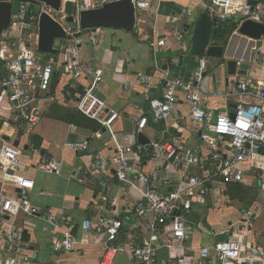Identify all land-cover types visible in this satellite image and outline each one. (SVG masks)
<instances>
[{
    "label": "built area",
    "instance_id": "obj_1",
    "mask_svg": "<svg viewBox=\"0 0 264 264\" xmlns=\"http://www.w3.org/2000/svg\"><path fill=\"white\" fill-rule=\"evenodd\" d=\"M72 1L74 18L78 21L82 10L100 7L111 0ZM154 1L132 0L136 11L150 9ZM244 1L242 10L232 14L225 13L223 0H211L210 4L201 2V6L216 19L214 27L218 20L238 18L237 27L223 47L222 58L234 60L239 70L247 65L246 72L250 75L243 80L236 79L232 87L222 93L210 90L206 94L203 80L208 71V57L202 55L187 77L166 72L158 80L161 88L158 96L151 93L155 83L151 75H135L146 103V110L137 119L135 133L144 134L150 121L165 125L158 138L148 139L146 143L126 145L108 157L97 153L88 156L78 181L86 184L96 179L99 195L93 204L95 215L81 222L80 237L72 232L75 225L66 223L65 230L51 239L53 252H71L92 241L104 244L98 264H114L120 254L129 257L128 264H264V244L248 237L259 214L264 213V205L246 208L239 223L230 224L218 233L203 226L194 215L195 205L205 202L211 184L244 183L251 167L261 171L259 177L264 190V81L251 76V69L257 67L264 73V52L259 40L238 33L246 20L264 24V11L257 4H249V0ZM0 2L13 4L10 24L0 35V228L8 224L7 229L0 230L1 250H4L0 251V264H34L23 250V228L16 222L17 215L20 212L28 216L42 215L55 227L57 223L51 213L33 205L31 194L35 183L20 172L21 152L11 140L2 139V129L19 121L30 133L39 125L43 115L39 99L50 91L53 74L60 67L71 80L94 71L93 82L76 96L75 107L79 112L108 129L118 113L95 91L102 71L78 59L76 40L81 33L78 22L66 26L63 8L61 14L56 15L32 0ZM35 5L38 8L34 11ZM42 10L50 12L67 31L69 39L60 46L57 59L51 56L46 59L36 50L37 21ZM190 19H194V13L186 9L180 15L166 16L165 22L188 24ZM11 32L16 34L12 36ZM153 33L157 40L151 44L156 48L164 47L165 36L160 29L155 27ZM100 38L98 28L87 33L92 45H97ZM174 39L182 49L184 33L175 30ZM170 63L178 67L181 60L178 55L173 56ZM73 88L74 85L69 84L65 95L74 96ZM123 88L129 91L130 85L124 84ZM234 96L249 99L235 102L232 118L231 108L226 105ZM207 97H219L224 102V108L215 117L211 109L203 108ZM180 103L187 104V114H180L173 123H168ZM186 127L202 149L186 144ZM70 146L78 152L86 151L89 142L84 139ZM37 168L48 174L60 172V164L47 155L40 156ZM111 169L119 182L138 184L141 190L140 197L130 205L125 201L124 211L128 213L125 219L111 211L119 200L107 192ZM164 171L172 172L174 178L164 176ZM121 198L129 200V193L123 192ZM131 218L136 220L135 226L130 228L134 236L124 241V223ZM222 234L230 235L216 238Z\"/></svg>",
    "mask_w": 264,
    "mask_h": 264
},
{
    "label": "crops",
    "instance_id": "obj_2",
    "mask_svg": "<svg viewBox=\"0 0 264 264\" xmlns=\"http://www.w3.org/2000/svg\"><path fill=\"white\" fill-rule=\"evenodd\" d=\"M205 1L207 0H155L150 9L136 11V24L131 32L122 29L98 28V30H101V38L97 45H92L87 40V33L91 29H81V33L77 34V56L79 61L87 64L91 63L96 70L102 71V79L97 83L95 91L110 108L115 109L118 113L111 129L104 128L98 121L86 117L75 107L76 96L83 93L93 82L94 71L86 72L77 80H71L61 67L53 74L50 91L43 94L39 99L43 111L39 125L30 133L26 132L25 127L19 121L12 122L2 129V139L11 140L13 143L16 140L18 141L17 146L21 152L20 172L29 176L35 183V189L31 194L33 205L51 213L54 216L55 223H57L55 227L42 215L28 216L21 212L17 215L16 222L23 228V250L32 257L34 264L99 263L104 250L103 243L93 244L91 241V244L80 246L78 249L67 253H56L51 249V239L54 236H59L65 230L66 223L75 225L72 232L80 237L79 227L81 222L94 217L93 204L99 195L96 179H91L86 184L78 181L80 169L92 153L86 154L75 151L71 148L70 143L85 139L91 142L93 148L96 149L94 153L102 157H108L118 148L138 142V134L135 133L136 122L146 110V103L142 96L143 88L134 76L142 73L151 75L155 81L151 93L158 96L161 93L158 80L166 72H170L171 75L187 77L194 71L199 56L189 53L190 36L195 16L203 11L201 2ZM223 1L226 12L232 11L245 3L244 0ZM255 4L260 10L264 11V0H257ZM186 9H191L194 13V19H190L188 24L178 23L173 25L165 22L166 16L180 15ZM155 27L159 28L162 35L165 36L164 47L156 48L151 44L157 40L156 35L153 33ZM175 30H181L184 33L185 45L182 49L178 48L174 39ZM11 34L13 36L16 33L11 32ZM67 39L69 38L56 40V49L59 50ZM259 44L264 52V35L259 39ZM177 55L181 63L178 67H174L171 65L170 59ZM229 61L235 62L234 60H224L222 57L216 58L217 66L221 65L225 73L222 71L221 74H209L210 61L208 57V71L203 80V89L206 94L210 90L222 93L225 89L232 87L236 79L243 80L250 75L247 72L245 75L239 73L240 70L236 67V64L235 67L228 68ZM248 68L247 66L246 70ZM254 71L256 72L253 73ZM251 72V76L256 80L264 81L262 69L253 68ZM123 81L124 84L130 85L129 91L124 90ZM69 84L74 85L72 93L75 95L71 97L65 95ZM246 99L249 98L231 97L228 99V105L226 106L232 108L236 101ZM203 108L211 109L215 117L216 113L224 108V102L219 97H207ZM187 112V104H178L171 113L168 123H173L178 115L187 114ZM97 124L99 130H94L93 127ZM164 125V123L156 124L150 121L142 135L147 140L158 138ZM97 134L101 138H97ZM184 136L187 137V145L202 149L200 143L191 135L188 127L184 131ZM42 155H47L60 164L58 174H48L37 168V163ZM150 167L151 164L148 165V168ZM113 172L114 170L111 169L110 175H108L109 189L107 192L111 196L119 197V200L117 204L113 205L111 211L115 216L125 219L128 216V213L124 211L125 201H129L130 205L132 201L140 197L141 190L138 184L119 182ZM260 173L261 171L258 168L251 167V172L247 175L246 181L239 184L255 193L250 203L241 201L235 192L231 190V186L235 184L227 186L211 184V191L205 202L195 205L194 215L199 223L218 233L230 224L239 223L246 208L264 205V190L259 177ZM163 175L174 178V174L169 171H164ZM9 188L13 189V186L9 185ZM125 191L129 193V200L121 198L122 193ZM230 199L233 201H230ZM226 202L228 203L226 204ZM232 204H239L242 207V210L239 209L238 213L236 212L238 214L236 219L224 223L220 222L218 229L209 226L204 221L202 216L204 213L226 209V207H231ZM201 213L203 214L200 216ZM135 224L136 220L134 218L125 220L123 228L125 232L124 241L133 238L134 232L130 228L134 227ZM7 228L8 224L4 223L0 230ZM228 235L222 234L216 238L222 239ZM248 237L264 244V213L259 214L248 233ZM0 251H4L1 250V243ZM123 257L124 263L128 264L129 257L126 254H120L114 264Z\"/></svg>",
    "mask_w": 264,
    "mask_h": 264
},
{
    "label": "water",
    "instance_id": "obj_3",
    "mask_svg": "<svg viewBox=\"0 0 264 264\" xmlns=\"http://www.w3.org/2000/svg\"><path fill=\"white\" fill-rule=\"evenodd\" d=\"M35 4L42 5L56 15L61 14V9L66 15V26H73L78 22L81 29H91L105 27L122 29L126 32L133 31L136 24V9L132 0H111L100 7L82 10L79 13L78 21L74 18V3L72 0H32ZM256 1L249 0V4L254 5ZM13 4L0 2V35L9 24L12 14ZM216 19L208 11L203 10L198 13L194 20L192 33L190 36L189 53L194 56L206 55L208 57L221 58L223 53L222 45H214L210 42L212 29ZM238 33L259 40L264 35V24L251 20L244 21L238 28ZM67 31L65 26L53 17L50 12L42 10L37 21V41L36 50L44 56H52L58 53L55 42L58 39H66ZM228 68L235 67V62L229 61ZM247 66L238 71L242 75L246 74ZM235 105H232L230 116L233 118ZM138 142L146 143L147 139L138 134ZM18 145V141H14Z\"/></svg>",
    "mask_w": 264,
    "mask_h": 264
},
{
    "label": "trees",
    "instance_id": "obj_4",
    "mask_svg": "<svg viewBox=\"0 0 264 264\" xmlns=\"http://www.w3.org/2000/svg\"><path fill=\"white\" fill-rule=\"evenodd\" d=\"M38 7L35 5L33 6V9H37ZM203 10H206L203 8ZM238 20L231 21V20H225V21H219L217 23V26L212 29L211 33V39L210 42L214 45H222L223 47L226 45L227 40L232 33V31L237 27ZM68 38V37H67ZM58 53L52 55L54 59H57ZM46 59H48V56H44ZM94 130H99V125L97 124L96 126L93 127ZM83 139H80L77 142H81ZM96 152V149L93 148V145L91 142H89V147L86 151H81V153H94ZM233 192L240 198L241 201H245L247 203H250L253 200V193L249 190L246 189L245 187L235 184L231 186Z\"/></svg>",
    "mask_w": 264,
    "mask_h": 264
},
{
    "label": "rangeland",
    "instance_id": "obj_5",
    "mask_svg": "<svg viewBox=\"0 0 264 264\" xmlns=\"http://www.w3.org/2000/svg\"><path fill=\"white\" fill-rule=\"evenodd\" d=\"M207 2L210 4L212 3L211 0H207ZM235 21L238 20V18L236 17H232L231 21ZM209 61H210V73H216V74H221V72L223 71V73H225L224 69L221 68L220 66H217L216 64V58L214 57H209ZM251 188V187H249ZM253 192V191H252ZM230 194V193H229ZM255 196V193H253V198ZM228 199V198H227ZM226 200V198H225ZM230 201H233L230 199ZM228 202H226L227 204ZM233 203V202H231ZM241 209L242 207L239 204H232L231 207L229 206L226 207V209H221V210H214V211H208L207 213H201L200 216L202 215L204 218V221L209 224V226L218 229L220 227V222L224 223V222H228L229 220H234L238 217V210ZM237 212V213H236ZM242 212V211H241ZM207 240V239H206ZM124 257L120 260L118 259L116 264H125L124 262Z\"/></svg>",
    "mask_w": 264,
    "mask_h": 264
},
{
    "label": "bare ground",
    "instance_id": "obj_6",
    "mask_svg": "<svg viewBox=\"0 0 264 264\" xmlns=\"http://www.w3.org/2000/svg\"><path fill=\"white\" fill-rule=\"evenodd\" d=\"M243 5H244V4L240 5L239 7H236V8L233 9L232 11H227V12L225 11V13H226V14H232V13H234V12L241 11L242 8H243Z\"/></svg>",
    "mask_w": 264,
    "mask_h": 264
}]
</instances>
